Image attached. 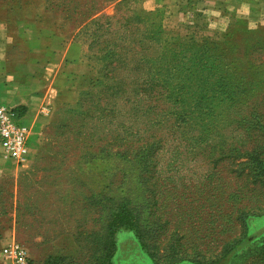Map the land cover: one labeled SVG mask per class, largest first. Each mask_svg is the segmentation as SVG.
<instances>
[{"label":"rangeland","instance_id":"rangeland-1","mask_svg":"<svg viewBox=\"0 0 264 264\" xmlns=\"http://www.w3.org/2000/svg\"><path fill=\"white\" fill-rule=\"evenodd\" d=\"M159 12L0 0L1 30L33 22L81 45L35 157L0 190V251L15 241L34 264H264V3L231 23Z\"/></svg>","mask_w":264,"mask_h":264},{"label":"crops","instance_id":"crops-1","mask_svg":"<svg viewBox=\"0 0 264 264\" xmlns=\"http://www.w3.org/2000/svg\"><path fill=\"white\" fill-rule=\"evenodd\" d=\"M162 12V21L231 23L242 13H252L264 0H146ZM81 45L54 29L18 21L13 29H0V106L23 113L28 129L29 160L35 157L47 112L67 74L80 59ZM22 169V168H21ZM7 160L0 147V190L19 177L21 170ZM24 169V168H23Z\"/></svg>","mask_w":264,"mask_h":264},{"label":"built area","instance_id":"built-area-1","mask_svg":"<svg viewBox=\"0 0 264 264\" xmlns=\"http://www.w3.org/2000/svg\"><path fill=\"white\" fill-rule=\"evenodd\" d=\"M47 114L46 110H42ZM23 113L18 109L0 106V147L4 157L23 166L28 162V129L21 123ZM2 264H34L28 250L21 244L11 241L1 248Z\"/></svg>","mask_w":264,"mask_h":264},{"label":"trees","instance_id":"trees-1","mask_svg":"<svg viewBox=\"0 0 264 264\" xmlns=\"http://www.w3.org/2000/svg\"><path fill=\"white\" fill-rule=\"evenodd\" d=\"M160 13V12H159ZM236 22H238V19L236 20ZM161 90L162 91H165V90H163V88H161ZM171 91L172 90H166V93H168V94H171ZM136 92L137 93H139V94H141L142 96L144 95V96H146V81H143L142 83H141V85H136ZM59 94V93H58ZM138 96V95H137ZM136 101V100H135ZM125 104H129L130 103V100L129 99H126L125 101ZM129 245V244H128ZM127 245V246H128ZM127 246L126 245H122V248H124V250L126 249L127 250ZM131 250H133V246L131 247ZM226 259H227V257L226 256H224V258H221V259H219V260H216V261H212V262H210V263H208V264H226Z\"/></svg>","mask_w":264,"mask_h":264}]
</instances>
